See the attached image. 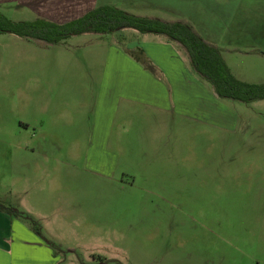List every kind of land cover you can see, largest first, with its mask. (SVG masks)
<instances>
[{
	"label": "rangeland",
	"instance_id": "rangeland-1",
	"mask_svg": "<svg viewBox=\"0 0 264 264\" xmlns=\"http://www.w3.org/2000/svg\"><path fill=\"white\" fill-rule=\"evenodd\" d=\"M255 1L251 0L253 6ZM165 3L174 18L193 24L219 49L239 81L264 83V27H232L242 21L227 24L210 0ZM0 13L12 22L24 19L13 12ZM115 35L104 37L119 38ZM98 37L81 35L66 43ZM49 53V46L36 40L0 35V164L6 171L19 143L38 154L49 152ZM220 101L228 124L210 126L183 119L148 150L133 144L134 158L118 163L119 182L128 187L97 191L101 208L97 203L83 208L77 199L80 193L71 195L72 222L102 230L97 236L63 240L77 248V258L95 264H264L252 249L254 232L264 218V100ZM61 146L64 153L79 147L80 153L87 151L82 144ZM77 167L81 169L82 163ZM164 170L177 172L163 175ZM3 178L6 174L0 173ZM171 182L183 184L180 192L160 191ZM162 193L175 195L178 201L159 205ZM211 196L212 203L205 201ZM107 201L115 203L107 206ZM27 210L49 216V208ZM237 234L245 235V246H234Z\"/></svg>",
	"mask_w": 264,
	"mask_h": 264
},
{
	"label": "crops",
	"instance_id": "crops-1",
	"mask_svg": "<svg viewBox=\"0 0 264 264\" xmlns=\"http://www.w3.org/2000/svg\"><path fill=\"white\" fill-rule=\"evenodd\" d=\"M210 1L212 9L223 15L227 24L242 21L232 27H264V0H256L254 6L251 0ZM106 6L139 18L188 25L207 45L216 48L193 24L174 18L167 11L165 0H0V12L24 17L17 22L44 20L56 25L68 24ZM91 35L95 34H82ZM95 36L99 37L75 44L66 41L77 36L58 45L36 40L49 46L52 64L49 152L38 154L34 148L18 144L8 160L10 170L15 171L8 173L10 170L1 166L4 163L0 164V173L6 174V178L0 179V205H9L38 221L44 238L60 247V251L50 248L26 224L0 209V264H95L81 261L76 257L77 248L63 242L69 236L102 233L98 227L85 228L78 221L72 222L71 195L75 191L80 193L77 199L81 198L83 208L96 203L101 208L102 203L95 198L97 191L128 187L119 182L118 163L134 158L133 144L148 150V145L165 137L183 119L210 126L228 124L221 99L193 68L179 43L131 29L116 32L117 39ZM39 139L40 135L34 142L39 143ZM63 144L87 145V151L80 153L79 147L64 153ZM80 163L81 169L77 167ZM176 172L164 170L163 175ZM180 185L183 184L171 182L160 191H179ZM161 195L159 205L172 206L178 201L175 195ZM205 201L212 203L213 196ZM114 203L106 202L107 206ZM27 207L49 208V216ZM258 225L252 249L264 261V218ZM244 237L234 235V246H245Z\"/></svg>",
	"mask_w": 264,
	"mask_h": 264
},
{
	"label": "trees",
	"instance_id": "trees-1",
	"mask_svg": "<svg viewBox=\"0 0 264 264\" xmlns=\"http://www.w3.org/2000/svg\"><path fill=\"white\" fill-rule=\"evenodd\" d=\"M131 29L142 35H162L179 43L187 52L191 65L209 83L221 100L251 104L264 100V83L248 84L233 76L225 64L221 52L207 45L191 27L182 23H163L158 20L139 18L114 7H99L82 18L65 25H56L44 20L12 22L0 13V35L11 34L27 40H38L58 45L82 34L109 35ZM14 219L26 224L31 231L55 251L60 247L47 241L41 224L17 209L0 205Z\"/></svg>",
	"mask_w": 264,
	"mask_h": 264
}]
</instances>
